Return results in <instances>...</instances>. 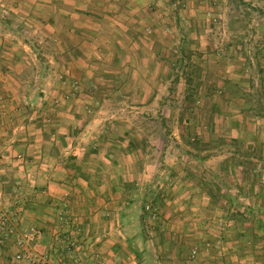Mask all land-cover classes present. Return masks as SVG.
<instances>
[{
  "label": "rangeland",
  "instance_id": "374dc122",
  "mask_svg": "<svg viewBox=\"0 0 264 264\" xmlns=\"http://www.w3.org/2000/svg\"><path fill=\"white\" fill-rule=\"evenodd\" d=\"M21 1L32 0L0 4ZM36 4L37 14L0 7V20L16 29L6 35L33 48L5 46L8 76L1 83L21 88L1 98L13 102L1 133L8 135L18 119L33 137L59 135L46 150L82 149L80 165L88 170L81 180L102 184L99 197L109 208L117 203L118 264L133 258L139 264H264V0H145L136 38L147 46L124 52L147 55L151 63L137 64L149 74L115 77L119 65L97 58L85 79L69 76L72 65L63 53L50 61L56 55L50 25L62 44L67 40L57 26L63 22L41 16L48 0ZM15 59L22 62L14 65ZM66 157L60 165L77 163ZM18 159L37 162L26 152ZM107 211L104 221H110ZM15 224L17 231L32 225L21 215ZM80 228L85 225L78 237L58 239L77 248L61 253V264H79L83 247L95 242ZM41 240L33 254L52 264ZM156 244L180 252L163 250L160 260ZM15 250L12 238L0 244V264H29L13 261ZM88 256L107 264L94 251Z\"/></svg>",
  "mask_w": 264,
  "mask_h": 264
},
{
  "label": "crops",
  "instance_id": "0c3cea01",
  "mask_svg": "<svg viewBox=\"0 0 264 264\" xmlns=\"http://www.w3.org/2000/svg\"><path fill=\"white\" fill-rule=\"evenodd\" d=\"M143 1L145 0H48L49 10L47 13L41 11V16L48 14L50 23L51 17L55 19L54 21L62 19L61 22L63 23L60 24L62 26H57L60 27L57 33L63 32L67 40L61 44L54 31L56 29L53 28V25H50L53 29L51 45L56 50V55H59V57L52 55L53 60L50 61L61 60L60 55L63 53L64 61L72 65L69 68V76L74 77V73L75 76L81 79L86 78L89 69H91L89 63L97 61V58L102 63L104 60L109 62L111 60L113 65H119V68L114 69L115 77L120 76L125 71L130 77L149 74L147 71L149 68L143 67V70H141L139 66L151 63V59H148L147 55H140L137 52L136 55L135 51L131 53L129 51L128 53L124 52L126 50L125 46L137 48L139 51L144 48L143 46H147L146 43L140 46L136 38V31L141 33V23L138 20L139 15L144 17L141 8ZM24 3L27 7L23 5L22 1L15 6L14 4H0V7L5 8V10L10 9L8 13L17 14L25 11L37 14L34 11L40 10L36 0ZM0 26L3 31V34L0 35V209L8 212L17 211L21 216H24V221L37 225L43 230L39 247L42 250L45 249V251L47 249L52 255V264H61L59 258L61 253L66 256L77 249L69 247L67 242L61 243L58 239L70 237V240H72L76 237L75 235L78 237L79 233L76 230H79L82 225H85L88 235H92L90 237L95 242L83 247L86 250L82 253L83 257H81L79 264H98L99 259H88V255L93 251L100 258H103L104 263L106 261L107 264H118L123 235L116 226V219L118 218L114 210H116L117 203L112 200V204L110 203L111 208H109V203H105L99 197L98 191L103 189V185L99 183L87 184L81 180L80 174L88 170L80 165L85 164V161L82 162L79 159L80 155H83L81 153L82 149L76 150L74 145L71 150L56 149L57 151H52L50 148L46 150L45 147L48 143H54L55 145L59 135H54L50 141L45 140L39 133H36L33 137V135L25 133L22 124H19L21 121L18 122V119H15V121L10 120L13 124H16L9 126L8 135L1 133V129H4L7 123L6 121H9L6 114L13 103L12 101L10 104L7 103L8 100L1 101V98L6 97L5 95L8 94H16L17 90L21 88L18 84H15L18 87L14 88L6 82L1 83V76H8L6 75L8 73L6 68L8 67H2L8 60L5 46H11L9 50L22 47L30 52H33V48H31V44L20 40L16 35L12 37L13 39L6 35V33H11L13 28V23L11 24L9 19L0 20ZM19 29L21 28L19 27ZM122 48H124L123 53L120 50ZM112 54L113 56H110ZM125 54H130L131 58L129 57L128 60ZM21 62L20 59H15L12 63L18 66ZM2 69L3 71H1ZM13 91L15 93H12ZM16 106H20V104H15ZM22 140L26 142L25 145L19 144ZM96 151L100 153V151ZM25 152L27 156H31L37 162L26 165L21 159H18ZM67 154L74 156L77 163L70 162L66 165H60L62 162L59 161H62L63 158H65V161L67 160ZM96 185H99V187ZM62 194L66 197L62 198ZM105 208L109 209L105 214L111 215L110 221H104V217H102V213H104L102 211ZM109 224L110 229L104 232ZM85 228L80 229L84 232ZM64 231L68 232V235L62 236ZM128 244H131L129 240L127 241ZM156 248L160 256L159 259L162 258L163 250L176 251L178 254L180 252V248L177 249L174 245L167 248L163 245L159 248L156 244ZM204 251L209 250L204 248ZM66 264L73 263L68 260ZM133 264L139 263L133 258Z\"/></svg>",
  "mask_w": 264,
  "mask_h": 264
},
{
  "label": "built area",
  "instance_id": "2783aa9c",
  "mask_svg": "<svg viewBox=\"0 0 264 264\" xmlns=\"http://www.w3.org/2000/svg\"><path fill=\"white\" fill-rule=\"evenodd\" d=\"M14 213V212H13ZM19 213L12 214L0 209V244H4L9 238H12L15 252L12 259L15 262L27 261L29 264H48L44 257H35L32 246L42 237L41 229L31 225L22 231H17L16 222Z\"/></svg>",
  "mask_w": 264,
  "mask_h": 264
}]
</instances>
